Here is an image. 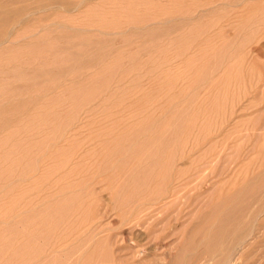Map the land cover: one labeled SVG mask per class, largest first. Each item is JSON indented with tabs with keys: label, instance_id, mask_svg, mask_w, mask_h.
Returning a JSON list of instances; mask_svg holds the SVG:
<instances>
[{
	"label": "rangeland",
	"instance_id": "374dc122",
	"mask_svg": "<svg viewBox=\"0 0 264 264\" xmlns=\"http://www.w3.org/2000/svg\"><path fill=\"white\" fill-rule=\"evenodd\" d=\"M18 1L0 264H264V0Z\"/></svg>",
	"mask_w": 264,
	"mask_h": 264
},
{
	"label": "bare ground",
	"instance_id": "6f19581e",
	"mask_svg": "<svg viewBox=\"0 0 264 264\" xmlns=\"http://www.w3.org/2000/svg\"><path fill=\"white\" fill-rule=\"evenodd\" d=\"M1 1H2V0H0V3H1ZM4 1H5V0H4ZM11 1H12V0H11ZM15 1H16V0H15ZM17 1H18V0H17ZM9 2H10V1H9ZM18 2H19V1H18ZM31 2H32V1H31ZM83 2H85V1H83ZM21 3H22V1H21ZM2 4H3V2H2ZM8 4H10V3H8ZM8 4L6 3V5H8ZM26 4H27V3H26ZM36 4H37V3H36ZM6 5H3V6H6ZM60 6H61V5H60ZM25 7H26V6H25ZM22 9H23V7H22ZM26 9H27V8H26ZM26 9H23V10H22L23 13H24V11H25ZM20 10H21V9H20ZM20 10H19V11H20ZM35 10H36V9H35ZM35 10H33V12H34ZM6 11H7V10H6ZM6 11L3 10V13H8V12H6ZM22 11H21V13H22ZM3 13L0 12V19L3 20V24H4V25H1V26H2L4 29H6V27L9 26V25L12 23L11 21H14L15 19H18V16L21 15L20 12H19V13H18V12H16V13H12V11H10V12L7 14V16H4V15L1 16V14H3ZM101 13H102V12H101ZM29 15H30V14H29ZM97 15H98V14H97ZM106 15H107V14H106ZM19 17H20L19 19H20L21 21H23L24 17H22V15L19 16ZM114 17H115V16H114ZM19 24H20V23H19ZM17 25H18V24H17ZM14 26H16V25H14ZM7 28H8V27H7ZM9 29H10V30H9ZM13 29H14L13 27H11V28L9 27V28L7 29L8 31H4V32H2V33H4V34L1 33V35H3V37H2V36L0 37V46L3 45L5 42H8V41L11 40L10 38H12V37H11V36H12V33L15 31V30H13ZM95 30H96V29H95ZM2 31H3V29H2ZM17 32H18V31H17ZM97 32H98V31H97ZM103 32H104V31H103ZM117 33H118V32H117ZM101 34H102V33H101ZM104 34H105V33H104ZM106 34H107V33H106ZM4 37H6V38H4ZM12 41H14V40H12ZM12 41H10V42H12ZM14 42H15V41H14ZM193 57H194V56H193ZM75 81H76V80H75ZM87 81H88V80H87ZM98 82H99V81H98ZM99 83H100V82H99ZM101 84H102V83H101ZM113 84H114V83H113ZM82 87H83V86H82ZM80 89H81V88H79V90H80ZM97 90H98V89H97ZM40 92H41V91H40ZM95 92H96V91H95ZM95 92H94V93H95ZM86 94H87V93H86ZM89 96H90V95H89ZM77 100H78V99H77ZM77 100H76V101H77ZM78 106H79V105H78ZM85 106H86V105H85ZM87 106H89V105H87ZM77 108H78V107H77ZM79 108H80V107H79ZM75 110H76V109H75ZM80 110H81V109H80ZM80 110H79V111H80ZM75 112H76V111H75ZM39 113H40V112H39ZM49 113H50V112H49ZM76 114H77V113H76ZM82 114H83V113H82ZM173 114H176V113H173ZM178 114H179V113H178ZM47 115H48V114H47ZM79 115H80V114H79ZM79 115H78V117H79ZM72 116H73V115H71V117H72ZM42 118H43V117H42ZM180 118H181V117H180ZM69 119H70V118H69ZM182 119H183V118H182ZM43 120H44V119H43ZM155 120H156V119H155ZM180 120H181V119H180ZM27 121H28V120H27ZM27 121H26V122H27ZM122 121H123V120H122ZM122 121H121V122H122ZM185 121H186V120H185ZM23 122H24V121H23ZM66 122H67V121H66ZM113 122H114V121H113ZM124 122H125V121H124ZM127 122H128V120H127ZM156 122H157V121H156ZM29 123H30V122H29ZM31 123H32V122H31ZM159 123H160V122H159ZM161 123H163V122H161ZM161 123H160L159 125H161ZM184 123H185V122H184ZM43 124H44V123H43ZM98 124H99V123H98ZM124 124H125V123H124ZM126 124H127V123H126ZM126 124H125V125H126ZM157 124H158V123H157ZM191 124H192V123H191ZM118 125H119V124H118ZM29 126H30V124H29ZM31 126H32V125H31ZM31 126H30V127H31ZM171 126H172V125H171ZM173 126H174V125H173ZM117 127H118V126H117ZM131 127H132V126H131ZM145 127H146V126H145ZM151 127H152V126H151ZM176 127H177V126H176ZM138 128H139V127H138ZM71 129H72V128H71ZM116 129H117V128H116ZM123 129H125V128H123ZM123 129H122V131H123ZM136 129H137V128H136ZM141 129H143V128H141ZM25 130H28V129H25ZM69 130H70V129H69ZM138 130H139V129H138ZM143 130H144V129H143ZM158 130H159V129H158ZM161 130H162V128H161ZM166 130H167V129H166ZM21 131H22V130H21ZM30 131H31V130H30ZM147 131H148V130H147ZM163 131H164V130H163ZM127 132H128V131H127ZM138 132H139V131H138ZM138 132H137V133H138ZM176 132H177V131H176ZM18 133H19V132H18ZM23 133H25V132H23ZM117 133H118V132H117ZM119 133H120V132H119ZM119 133H118V134H119ZM132 133H133V132H132ZM158 133L163 134L161 131L158 132ZM158 133H157V134H158ZM167 133H168V132H167ZM11 134H13V133H11ZM19 134H20V133H19ZM126 134H127V133L125 132V135H126ZM160 134L156 136V138H158V139L160 140V144L167 143V145H168V142H165V141H164L165 133H164V135H160ZM58 135H59V134H58ZM141 135H142V134H141ZM141 135H140V137H142ZM9 136H11V135H9ZM23 136H24V135H23ZM23 136H22V137H23ZM119 136H120V135H119ZM127 136H128V135H126V137H127ZM137 136L139 137V135H137ZM116 137L118 138V136H116ZM154 137H155V136H154ZM162 137H163V139H162ZM180 137H181V136H180ZM182 137H183V136H182ZM184 137H185V136H184ZM10 138H11V137H10ZM10 138H9V139H10ZM12 138H13V135H12ZM17 138H19V136L16 137L15 139L13 138L14 141H15ZM23 138H24V137H23ZM23 138H21V139H23ZM36 138H37V137H36ZM134 138H135V137H134ZM134 138H133V139H134ZM166 138H170V137H166ZM171 138H172V137H171ZM173 138H174V137H173ZM178 138H179V136H178ZM2 139H3V138H2ZM118 139H119V138H118ZM124 139H126V138H123V139L121 138V140H124ZM127 139H128V138H127ZM129 139H130V138H129ZM137 139H138V138H137ZM151 139H153V138H151ZM5 140H6V141H9L8 138H5ZM29 140H31V139H29ZM141 140H142V139H141ZM141 140H140V141H141ZM149 140H150V139H149ZM149 140L146 139V141H149ZM155 140H156V139H154V141H155ZM159 140H158V141H159ZM171 140H173V139H170V141H171ZM3 141H4V140H3ZM6 141H5V142H6ZM11 141H12V139H11ZM36 141H37V140H36ZM38 141H39V139H38ZM108 141H109V140H108ZM119 141H120V140H119ZM130 141H131V140H130ZM130 141H129V143H130ZM142 141H143V140H142ZM146 141H145V142H146ZM154 141H153V142H154ZM158 141H157V142H158ZM31 142H33V139H32ZM40 142H42V141H40ZM40 142H39V143H40ZM101 142H102V141H101ZM121 142H122V141H121ZM121 142H120V143H121ZM123 142H124V141H123ZM173 142H174V141H173ZM178 142H179V141H178ZM185 142H186V141H185ZM36 143H37V142H36ZM124 143H125V142H124ZM124 143H123V145H124ZM126 143H127V142H126ZM131 143H132V142H131ZM140 143H141V142H139V144H140ZM150 143H152V141H150V142H148V143L146 142L147 145H149ZM170 143H171V142H170ZM12 144H13V142H12ZM29 144H30V142H29ZM46 144H48V143H46ZM53 144H54V143H53ZM111 144H112V143H111ZM127 144H128V143H127ZM127 144H125L124 146H126ZM137 144H138V140H137ZM137 144H136V145H137ZM156 144H157V143H156ZM160 144H159V145H160ZM171 144H172V143H171ZM7 145H8V144H7ZM40 145H41V144H40ZM48 145H49V144H48ZM130 145H131V144H129V146H130ZM133 145H135V143H133ZM133 145H132V146H133ZM157 145H158V144H157ZM165 145H166V144H165ZM174 145H175V144H174ZM179 145H180V144H179ZM35 146H36V145H35ZM41 146H42V145H41ZM102 146H103V145H102ZM106 146H107V145H106ZM108 146H109V145H108ZM127 146H128V145H127ZM129 146H128V147H129ZM151 146H152V145H151ZM153 146H154V144H153ZM161 146H162V145H161ZM170 146H171V145H170ZM170 146H169V147H170ZM197 146H198V145H197ZM9 147H10V145H9L7 148H9ZM18 147H19V146H18ZM20 147H21V146H20ZM23 147H24V146H23ZM42 147H43V146H42ZM103 147H105V144H104ZM117 147H118V146H117ZM137 147H138V145H137ZM158 147H159V146H158ZM165 147H166V146H165ZM169 147H168V148H169ZM190 147H191V146H190ZM7 148L5 149L6 151L8 150ZM24 148H26V147H24ZM35 148H36V147H35ZM35 148H34V149H35ZM37 148H39L38 145H37ZM37 148H36V149H37ZM40 148H41V147H40ZM59 148H60V147H59ZM68 148H69V147H68ZM118 148H119V147H118ZM141 148H143V147H140V148H139V149H140V152H138L139 154H143V153H144V152H142ZM162 148H163V147H162ZM162 148H159V149H162ZM168 148H167V149H168ZM171 148H172V147H171ZM176 148H177V147H176ZM176 148H175V149H176ZM179 148H180V147H179ZM181 148H183V147H181ZM119 149H120V148H119ZM130 149H131V147H130ZM143 149H144V148H143ZM185 149H186V148H185ZM121 150H123V149H121ZM128 150H129V149H128ZM144 150H145V149H144ZM163 150H164V149H163ZM169 150H170V149H169ZM181 150H182V149H181ZM181 150H180V151H181ZM29 151H31V150H29ZM47 151H48V150H47ZM124 151H125V150H124ZM132 151H133V150H132ZM157 151H158V150H157ZM161 151H162V150H160V152H161ZM182 151H183V150H182ZM184 151H185V150H184ZM0 152H1V150H0ZM27 152H28V150H27ZM34 152H35V151H34ZM119 152H120V151H119ZM135 152H136V151H135ZM141 152H142V153H141ZM162 152H163V151H162ZM173 152H174V151H173ZM10 153H11V152H10ZM12 153H13V152H12ZM110 153H111V152H110ZM149 153H150V151H149ZM152 153H153V152H152ZM155 153H156V152H155ZM170 153H171V152H170ZM177 153H178V152H177ZM16 154H17V153H16ZM74 154H75V153H74ZM95 154H96V153H95ZM124 154H125V153H124ZM131 154H132V153H131ZM144 154H145V153H144ZM147 154H148V153H147ZM147 154H146V155H147ZM175 154H176V153H175ZM18 155L21 157L22 154H19V153H18ZM29 155H30V152H29ZM133 155H134V154H133ZM149 155H150V154H149ZM162 155H163V154H162ZM162 155L159 154V153H156V154L153 156V158H152V159H153V160H152V163H151V160H150V161L148 162V164H152L153 166H156V167H157L158 164L160 163V161L163 160V159H162ZM165 155L167 156V155H169V154H165ZM165 155H163V156L166 158ZM172 155H174V154H172ZM27 156H28V155H27ZM69 156H70V155H69ZM139 156H140V155H139ZM139 156H138V157H139ZM182 156H183V155H182ZM13 157H14V156H13ZM23 157H24V156H23ZM70 157H71V156H70ZM138 157H137V158H138ZM3 158H4V157H3ZM17 158H18V157H16V159H17ZM170 158H171V160H172L173 157H170ZM94 159H95V158H94ZM97 159H98V158H97ZM99 159H100V158H99ZM102 159H103V158H102ZM102 159H101V160H102ZM126 159H127V157H126ZM131 159H132V157H131ZM140 159H141V158H140ZM144 159H146V157H145ZM144 159L142 158L141 160H144ZM148 159H149V158H148ZM161 159H162V160H161ZM12 160H14V159L12 158L11 160L9 159V161H7V160H4V161H5V162L7 161V162L10 164V163H11L10 161H12ZM23 160H24V159H23ZM25 160H26V159H25ZM36 160H37V159H36ZM123 160H124V159H123ZM146 160H147V159H146ZM184 160H185V159H184ZM1 161H2V160H1ZM19 161H21V159H19ZM103 161H104V160H103ZM111 161H112V159H111ZM132 161H133V160H132ZM138 161H139L140 164L143 163V162H141L140 160H138ZM173 161H174V159H173ZM173 161H172V162H173ZM34 162H35V161H34ZM72 162H73V161H72ZM81 162H82V161H81ZM101 162H102V161H101ZM104 162H106V160H105ZM112 162H113V161H112ZM146 162H147V161H146ZM162 162L164 163V162H166V161H162ZM188 162H189V161H188ZM0 163H1V162H0ZM116 163H117V162H115L114 164H116ZM120 163H121V162H120ZM120 163H119V164H120ZM123 163H126V162L123 161ZM174 163H175V162H174ZM184 163H185V162H184ZM3 164H4V162H3ZM21 164H22V163H21ZM31 164H32V163H31ZM34 164H35V163H34ZM34 164H33V165H34ZM74 164H75V163H74ZM105 164H107V162H106ZM105 164H104V165H105ZM136 164H137V162H136ZM144 164H145V163H144ZM144 164H143V165H144ZM186 164H187V163H186ZM17 165H18V164H17ZM102 165H103V164H102ZM152 165H151V166H152ZM176 165H177V164H176ZM182 165H183V164H182ZM19 166H20V165H19ZM29 166H30V165H29ZM113 166H114V165H113ZM113 166H112V167H113ZM131 166H132V165H131ZM137 166H138V165H137ZM139 166H141V165H139ZM144 166H146V165H144ZM148 166H150V165H148ZM148 166H146V167H148ZM167 166H168V165H167ZM98 167H99V166H98ZM139 168H140V167H139ZM149 168L151 169V167H148V168H145V170H146V169H149ZM167 168L169 169V167H167ZM11 169H12V168H11ZM14 169H15V168H14ZM28 169H29V168H28ZM30 169H31V166H30ZM70 169H71V168H70ZM15 170H16V169H15ZM139 170H140V169H139ZM143 170H144V169H143ZM170 170H171V169H170ZM146 171H147V170H146ZM146 171H145V172H146ZM19 172H20V171H19ZM22 172H23V171H22ZM122 172H123V171H122ZM140 172L143 173L142 171H140ZM150 172H151V171H150ZM154 172H155V171H154ZM11 173H12V172H11ZM111 174H112V173H111ZM113 174H114V173H113ZM117 174H118V173H117ZM161 174H162V173H161ZM26 175H27V174H26ZM124 175H125V174H124ZM162 175H163V174H162ZM9 176H10V175H9ZM12 176H13V175H12ZM18 176H19V175H18ZM24 176H25V175H24ZM37 176H38V175H37ZM60 176H61V175H60ZM120 176H121V175H120ZM145 176H146V174H145ZM153 176H154V175H153ZM0 177L2 178V176H0ZM107 177H108V176H107ZM98 178H99V177H98ZM103 178H104V177H103ZM130 178H131V177H130ZM136 178H137V179H135V180H138L139 182H142L143 179H144V178H143V174L140 175L139 177H136ZM146 178H147V177H146ZM146 178H145V179H146ZM18 179H19V178H18ZM41 179H42V178H41ZM43 179H44V178H43ZM124 179H125V178H124ZM121 180H122V179H121ZM112 182H113V181H112ZM116 182H117V181H116ZM140 184H141V183H140ZM114 186H115V185H114ZM116 186H117V185H116ZM116 186H115V187H116ZM128 186H129V185H128ZM112 187H113V186H112ZM104 188H105V187H104ZM113 188H114V187H113ZM117 188H118V187H117ZM128 188H129V187H128ZM105 189H106V188H105ZM122 189H123V188H122ZM133 189H134V188H133ZM138 189H139V188H138ZM125 190H126V188H125ZM128 190H129V189H128ZM136 191H137V190H136ZM115 192H117V191H115ZM125 193H126V192H125ZM115 194H116V193H115ZM138 194H139V193H138ZM138 194H137V195H138ZM147 194H148V193H147ZM77 195H78V194H77ZM159 195H160V194H159ZM142 196H143V195H142ZM161 196H162V195H161ZM14 197H15V196H14ZM58 197H59V196H58ZM69 197H70V196H69ZM130 197H131V196H130ZM65 198H67V197H65ZM67 199H68V198H67ZM71 199H72V198H71ZM128 201H129V200H128ZM37 202H38V201H37ZM16 203H17V202H16ZM16 203H15V204H16ZM28 204H29V203H28ZM34 204H35V203H34ZM74 204H75V203H74ZM13 205H14V202H13ZM29 205H30V204H29ZM62 206H63V205H62ZM69 209H70V208H69ZM123 210H124V209H123ZM219 210H220V209H219ZM46 211H47V210H46ZM48 211H49V210H48ZM223 211H224V210H223ZM42 212H43V211H42ZM63 212H64V211H63ZM225 212H226V211H225ZM60 213H61V211H60ZM64 213H65V212H64ZM220 213H221V212H220ZM71 214H72V212H71ZM225 214H226V213H224V215H225ZM66 215H67V214H66ZM99 215H100V214H99ZM229 217H230V216H229ZM56 219H57V218H56ZM227 219H228V218H227ZM47 220H48V219H47ZM53 220H55V219H53ZM53 220H52V221H53ZM126 220H127V219H126ZM56 221H57V220H56ZM134 221H135V220H134ZM61 223H62V222H61ZM71 223H72V222H71ZM53 224H54V223H53ZM53 226H54V225H53ZM212 226H213V225H212ZM222 226H223V225H222ZM62 227H63V226H62ZM137 227H139V226H137ZM68 228H69V227H68ZM61 229H62V228H61ZM66 229H67V228H66ZM215 229H216V228H215ZM3 231H4V230H3ZM80 231H81V230H80ZM251 231H252V230H251ZM51 232H52V231H51ZM137 232H138V231H137ZM17 233H18V232H17ZM43 233H44V232H43ZM14 235H15V234H14ZM32 236H33V235H32ZM20 237H21V236H20ZM141 237H142V236H141ZM10 238H13V236H11ZM24 238H25V237H24ZM29 238H30V237H29ZM29 238H28V239H29ZM83 238H84V237H83ZM180 238H181V237H180ZM18 239H19V238H18ZM18 239H17V240H18ZM28 239L26 238V239H24V240H28ZM17 240H16V241H17ZM19 240H21V238H20ZM29 240H30V239H29ZM29 240H28V241H29ZM31 240H32V238H31ZM141 240H142V239H141ZM145 240H146V239H145ZM10 241H11V240H10ZM14 241H15V240H14ZM22 241H23V240H22ZM3 242H4V241H3ZM17 242H18V241H17ZM25 242H27V241H25ZM33 242H34V241H32V243H33ZM251 242H252V241H251ZM6 243H7V242H6ZM6 243H5V244H6ZM34 243H35V242H34ZM34 243H33V244H34ZM5 244L3 243V245H5ZM8 244H10V243H7V245H8ZM20 244H21V243H20ZM26 244H28V243H26ZM26 244H25V248L28 246V245L26 246ZM73 244H74V243H73ZM77 244H79V243H77ZM212 244H213V242H212ZM18 245H19V243H18L16 246H18ZM31 245H32V244H31ZM35 245H36V243H35ZM199 245H200V244H199ZM0 246H1V243H0ZM8 246H10V245H8ZM13 246H15V245H14V244L11 245L12 250H13V249L16 250V248H13ZM19 246H21V245H19ZM19 246H18V247H19ZM5 247H6V246H4L3 248L6 250ZM18 247H17V248H18ZM22 247L24 248V246H22ZM36 247H38V246L36 245ZM3 248H1L0 251H4ZM20 248H21V247H20ZM25 248H24V249H25ZM28 248H29V247H28ZM39 248H40V247H39ZM25 250H26V249H25ZM34 250H35V249H34ZM20 251H21V249H20ZM39 251H40V250H39ZM49 251H51V250H49ZM6 252H7V251H6ZM18 252H19V251H18ZM45 252H46V251H45ZM45 252H44V253H45ZM53 252H55V251H53ZM19 253L22 254V253H24V252H19ZM19 253H18V254H19ZM93 254H94V253H93ZM23 255H24V254H23ZM16 256H17V255H16ZM38 256H39V255H38ZM230 256H231V255H230ZM10 257H11V256H10ZM13 258H14V257H13ZM17 258H18V257H17ZM15 259H16V258H15ZM23 259H25V257H24ZM33 259H34V258H33ZM43 259H44V258H43ZM10 260H11V259H10ZM0 261H1V260H0ZM18 261H19V260H18ZM5 262H6V260H5ZM24 262H25V261H24ZM42 262H43V261H42ZM107 262H108V261H107ZM235 262H236V261H235ZM16 263H17V262H16ZM20 263H21V262H20ZM39 263H40V262H39ZM223 263H224V262H223ZM21 264H22V263H21ZM97 264H98V263H97Z\"/></svg>",
	"mask_w": 264,
	"mask_h": 264
}]
</instances>
